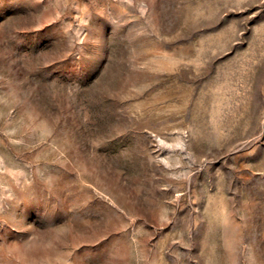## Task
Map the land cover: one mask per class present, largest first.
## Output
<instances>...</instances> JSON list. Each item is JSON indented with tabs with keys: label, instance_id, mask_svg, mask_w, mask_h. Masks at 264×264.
<instances>
[{
	"label": "rangeland",
	"instance_id": "rangeland-1",
	"mask_svg": "<svg viewBox=\"0 0 264 264\" xmlns=\"http://www.w3.org/2000/svg\"><path fill=\"white\" fill-rule=\"evenodd\" d=\"M0 264H264V0H0Z\"/></svg>",
	"mask_w": 264,
	"mask_h": 264
}]
</instances>
